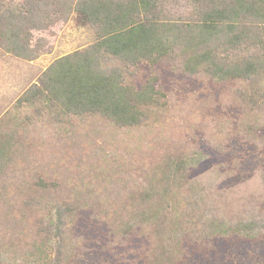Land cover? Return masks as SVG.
I'll list each match as a JSON object with an SVG mask.
<instances>
[{"label":"rangeland","instance_id":"1","mask_svg":"<svg viewBox=\"0 0 264 264\" xmlns=\"http://www.w3.org/2000/svg\"><path fill=\"white\" fill-rule=\"evenodd\" d=\"M50 23L33 30L40 45L33 60L0 46V139L14 147L0 170V264H156L167 246L151 244L139 225L127 232L115 226L124 203L133 208V197L148 179H160L169 158L187 161L192 198L234 219L264 214L261 82L191 74L182 61L141 60L124 65L125 79L138 87L154 81L160 97L139 125L61 115L40 101L19 104L54 61L96 39L73 16ZM68 205L76 213L64 218L58 251L56 211ZM185 237L172 241L180 256L174 264H264V235Z\"/></svg>","mask_w":264,"mask_h":264},{"label":"trees","instance_id":"2","mask_svg":"<svg viewBox=\"0 0 264 264\" xmlns=\"http://www.w3.org/2000/svg\"><path fill=\"white\" fill-rule=\"evenodd\" d=\"M172 9L183 10L177 15ZM71 16L93 27L95 41L54 61L19 97V104L40 101L61 115L94 114L119 126L139 125L149 118L148 110L159 108L160 97L154 81L138 87L125 79L124 65L141 60L182 61L185 72L261 82L264 89V0H0V46L33 60L38 57L35 47H40L32 42L33 30ZM110 60L115 62L109 66ZM13 150L10 138L0 139L1 171ZM186 163L166 160L160 179H148L133 197V208L123 202L115 228L127 232L139 225L151 244L167 246L165 256L156 252V264H174L180 256L172 241L183 244L187 234L196 240L264 235L263 213L234 219L202 198H192ZM129 211L134 214L127 215ZM56 212L61 251L64 218L76 211L68 205Z\"/></svg>","mask_w":264,"mask_h":264}]
</instances>
